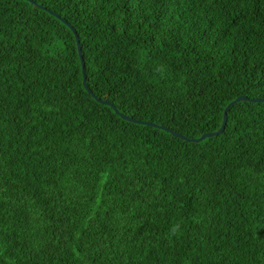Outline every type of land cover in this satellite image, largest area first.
Masks as SVG:
<instances>
[{
    "label": "trees",
    "instance_id": "trees-1",
    "mask_svg": "<svg viewBox=\"0 0 264 264\" xmlns=\"http://www.w3.org/2000/svg\"><path fill=\"white\" fill-rule=\"evenodd\" d=\"M0 0V264H264V0ZM49 10L51 13H48ZM66 23L68 25H66Z\"/></svg>",
    "mask_w": 264,
    "mask_h": 264
},
{
    "label": "water",
    "instance_id": "water-1",
    "mask_svg": "<svg viewBox=\"0 0 264 264\" xmlns=\"http://www.w3.org/2000/svg\"><path fill=\"white\" fill-rule=\"evenodd\" d=\"M29 2L33 3V5L35 7H39L43 10H45L44 7H41V6H38L36 3H34L32 0H28ZM48 13H51L49 10H47ZM66 25H68L66 23ZM68 27H70V29L72 30V33L74 35V38H75V42H76V47H77V52H78V55H79V58H80V62H81V72H82V84H83V87L85 88V90L87 91L88 94H90L94 100L96 102H98L99 104H102V105H107L109 107H111L114 112L122 119V120H125V121H128V122H131V123H134V124H140V125H149V126H152V127H156V128H159L161 130H164L168 133H170L172 136L174 137H177V138H181V139H184L186 142H192V143H198V142H201L203 141L204 139L206 138H211V137H215V136H218L219 134H221L225 128V125H226V122H227V111L230 109L231 106H233L234 104L240 102V101H250V102H263L264 99H247L245 97H238L236 98L234 101L230 102L224 109V112H223V117H222V122H221V126L220 128L215 131V132H211V133H206V134H203L201 135L199 138L197 139H188V138H184L180 135H178L177 133L169 130V129H166L162 126H156L154 124H149V123H146V122H141V121H136L132 118H128L126 117L125 115H122L120 114L110 103L108 102H105V101H101L99 100L97 97H95L91 91L88 89L87 87V84H86V76H85V66H84V60H83V57H82V53H81V48H80V42H79V38L75 32V30H73V28L71 26L68 25Z\"/></svg>",
    "mask_w": 264,
    "mask_h": 264
}]
</instances>
